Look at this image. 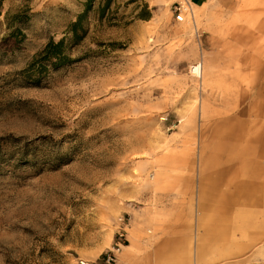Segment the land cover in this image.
<instances>
[{"label":"rangeland","instance_id":"rangeland-1","mask_svg":"<svg viewBox=\"0 0 264 264\" xmlns=\"http://www.w3.org/2000/svg\"><path fill=\"white\" fill-rule=\"evenodd\" d=\"M86 2L3 3L0 264H105L120 218L131 249L117 264H256L246 254L215 261L230 257L227 248L198 250L191 209L167 190L195 164L200 122L239 68L231 47L262 56V6L205 5L196 33L177 22L178 0H94L89 12ZM85 13L75 44L69 28ZM15 15L22 21L11 24ZM64 38L68 64L26 73ZM201 63L199 79L192 66ZM133 227L146 232L135 243Z\"/></svg>","mask_w":264,"mask_h":264},{"label":"crops","instance_id":"crops-1","mask_svg":"<svg viewBox=\"0 0 264 264\" xmlns=\"http://www.w3.org/2000/svg\"><path fill=\"white\" fill-rule=\"evenodd\" d=\"M255 1L264 12V0ZM234 3L230 5L237 6ZM192 4L201 8L225 3ZM258 21L264 32V15ZM253 49L247 44L231 47V66L239 68L225 80L226 96H215L200 122L195 164L183 172L181 183L168 181L167 198L182 199L183 208H190L195 218L196 246L230 249L229 258L215 261H235L246 254L252 262L264 264V48L258 53L261 57H254ZM145 234L144 228L133 227L131 241ZM129 252H123V261Z\"/></svg>","mask_w":264,"mask_h":264},{"label":"trees","instance_id":"trees-1","mask_svg":"<svg viewBox=\"0 0 264 264\" xmlns=\"http://www.w3.org/2000/svg\"><path fill=\"white\" fill-rule=\"evenodd\" d=\"M106 5H109L112 0H107ZM94 0H87L85 6L87 12H89L92 8ZM4 0H0V17L2 15V7H3ZM85 14L81 15L79 20L76 23H73L69 28V34L73 35V42L78 44L84 38V30H82V22L85 18ZM19 15H15L10 19L11 24L13 23H20L21 17ZM81 31L83 34H81ZM68 49L67 46V39L64 38L59 42H55L54 40L50 41L45 49L37 55L36 59L30 65L29 69L26 73L32 76V70L34 69L37 63L40 64L41 70H47L48 65H50L53 69H57L62 67L68 62H70V58L66 55V51Z\"/></svg>","mask_w":264,"mask_h":264},{"label":"built area","instance_id":"built-area-1","mask_svg":"<svg viewBox=\"0 0 264 264\" xmlns=\"http://www.w3.org/2000/svg\"><path fill=\"white\" fill-rule=\"evenodd\" d=\"M192 0H179L175 5L174 15L179 23L185 21L188 11L191 8ZM125 218L119 219V232L113 243L112 248L104 255L105 264H117V256L127 245V228Z\"/></svg>","mask_w":264,"mask_h":264},{"label":"bare ground","instance_id":"bare-ground-1","mask_svg":"<svg viewBox=\"0 0 264 264\" xmlns=\"http://www.w3.org/2000/svg\"><path fill=\"white\" fill-rule=\"evenodd\" d=\"M179 1V0H178ZM203 7L199 8V7H196V5H193L191 4V8L190 10L188 11L187 13V16L185 17V21L183 23H186L188 22V20H190L191 22H193V28H195V32L197 33V16L195 15L196 13V10L197 9H202ZM189 21V23H191ZM178 22V21H177ZM192 73L199 79H202L203 78V75H204V71H203V65L202 63L201 64H197V65H194L192 66ZM112 248V247H111ZM131 248V246H126L124 247V250L125 252L129 251ZM197 249L199 250V246H197Z\"/></svg>","mask_w":264,"mask_h":264}]
</instances>
